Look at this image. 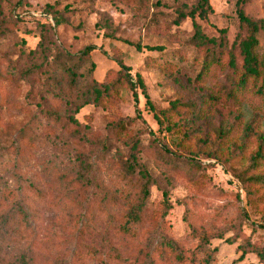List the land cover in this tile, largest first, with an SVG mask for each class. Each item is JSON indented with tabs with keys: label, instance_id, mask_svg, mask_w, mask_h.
I'll use <instances>...</instances> for the list:
<instances>
[{
	"label": "rangeland",
	"instance_id": "1",
	"mask_svg": "<svg viewBox=\"0 0 264 264\" xmlns=\"http://www.w3.org/2000/svg\"><path fill=\"white\" fill-rule=\"evenodd\" d=\"M196 1L0 0V264L22 256L29 264H147L150 255L154 264H207V256L211 264H264V199L258 206L240 178L264 172L255 135H264V97L251 88L228 97L231 67L198 78L222 47L237 51L246 29L236 0H210L214 12L195 18L206 38L194 41V20L179 16ZM245 11L264 19V0H249ZM259 38L261 53L264 30ZM88 46L99 82L115 81L123 62L143 76L152 107L141 88L136 103L124 85L75 111L59 64L68 63L55 59ZM135 142L142 166L125 180ZM140 168L153 181L130 236L118 226L129 208L124 194L141 197ZM161 234L185 262L154 248Z\"/></svg>",
	"mask_w": 264,
	"mask_h": 264
},
{
	"label": "trees",
	"instance_id": "2",
	"mask_svg": "<svg viewBox=\"0 0 264 264\" xmlns=\"http://www.w3.org/2000/svg\"><path fill=\"white\" fill-rule=\"evenodd\" d=\"M248 1L249 0H236L235 2L236 15L240 21L241 26L246 29L245 35L238 36V38L234 42V45H237L238 47L237 51L227 50V48L222 47V49L217 53V55L213 59L204 60L203 67L198 73V78L203 80L206 78V76L212 75L210 73L214 67H231L232 86L230 87V91L228 92V97H232L235 94H239L240 91L246 92L249 88L264 97V51L261 53L258 51V47L261 43L259 38V32L261 30H264V19H255L246 13L245 4ZM213 12L214 8L210 0H197L193 6L189 7L188 11L180 12L179 18L189 16L194 20L193 25L196 30V33L193 37L194 41L196 39L206 38V35L203 34L201 26L195 21V18L199 17L201 19H207L209 15ZM44 39L45 35H42V40L38 45V49L36 50H39V48L42 49V52L45 50ZM155 48L160 50L163 49L162 46H155ZM93 49V46H88L77 54H71L64 51L61 54L57 55L55 59L56 61L60 62L61 59L64 58L65 61L68 63L67 65H64L63 63L59 64L62 65V74H65L67 76V81L68 83H70L71 95H73L75 108L73 105L72 106L75 111H78L80 108L89 103H102L104 100L109 99L113 95V91L116 88H119L120 86L124 85H127L131 90L136 103L139 102L138 89L141 88L142 92L147 98L148 104L151 106V100L147 92L143 76L139 72L136 73V75L134 76L131 71V67L123 62H120V74L115 81L99 82L94 75L96 65L91 59V53ZM211 96H213L212 93L209 94V98ZM187 110L192 115L196 114L198 116L196 110L192 109L191 106L187 108ZM237 117H240V114H238ZM237 119L239 120L240 118ZM68 120L70 124H73L75 126L80 125L78 119L73 115H69ZM122 124L123 123H120L121 126H123ZM246 128L249 130L248 135H250V132L253 129L252 126L248 125ZM123 130L125 129L123 128ZM122 134L129 135L130 133H121L119 135ZM255 135L259 139V147L256 152V157L264 159V135L262 133H256ZM15 148H18V146H15ZM132 149V152L129 154L128 158H125L123 160L122 164L125 170L122 174V177L125 180H131V177L135 175L136 172H138V167L142 166L139 158V143H133ZM142 169L145 170L143 172L145 181L141 185V197L140 199H137L132 195L131 192L124 194V198L128 203L129 208L127 212L123 215L120 221L121 223L118 226L119 231L121 233L130 236H134L136 234L134 226L139 224L143 220L146 201L151 193L150 184L153 181L152 175L147 168H140L139 170ZM240 178L244 183L248 193L254 194V202H256L259 206L261 201L264 199V172L260 174H250L248 176L242 175L240 176ZM77 182L79 184L85 185H88L89 183L88 180L84 177L78 179ZM39 192L41 193L42 191L39 190ZM165 194L166 193H164V204L166 210H168L172 207V205L169 203ZM21 212L24 215L23 218L26 220V224L20 223L19 225L22 229H25L28 227L27 224L29 223L30 218L27 211L23 207H21ZM6 221L7 220H5V222ZM159 238L160 241L158 245L154 247L156 250H160L163 253L166 251H171L174 253V256L177 258L178 261H186L184 253L181 251L175 241L169 239L165 234H161ZM246 252L247 249L244 248L237 260H242L245 257ZM112 253L113 258H119V251L117 248H113ZM80 255L81 252L78 251V256ZM150 256L151 259L147 264H154L155 258L152 255ZM260 256L263 258L264 252L260 253ZM211 258V256H207L205 262L207 264H211L213 261ZM9 264L29 263L25 259V256H22V261H14Z\"/></svg>",
	"mask_w": 264,
	"mask_h": 264
}]
</instances>
